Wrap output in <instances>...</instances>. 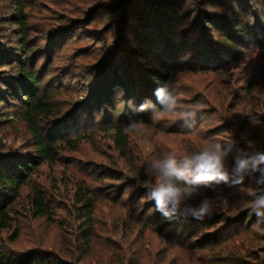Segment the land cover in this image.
<instances>
[{
    "label": "rangeland",
    "instance_id": "374dc122",
    "mask_svg": "<svg viewBox=\"0 0 264 264\" xmlns=\"http://www.w3.org/2000/svg\"><path fill=\"white\" fill-rule=\"evenodd\" d=\"M22 1L30 27L27 48H33L27 56L36 53V68L42 71L43 84L51 89L62 112L88 102L89 109L82 110L84 118L89 120L95 110L96 119L95 126L85 127L76 139L57 142L55 160L42 161L30 169L10 204L9 225L0 227V246L16 255H37L41 259L35 264H57L60 260L75 264H264V223L254 227L255 214L246 215L247 219L229 228L228 236L220 243L214 240L208 248L192 247L169 233L171 225L161 227L155 202L148 201L147 190L130 178L136 174L140 181L148 179V161L163 158L169 151L178 156L190 155L209 141L233 143L227 160L229 168L237 149L264 152V37L258 35L256 44L246 42L232 50L231 45H224L225 30L212 22L214 16L227 26L236 25L235 31L240 34L244 32L241 22L255 30L253 21L264 17V0H157L152 4L150 0H124L131 15L120 11L113 19L108 14L120 5L118 0ZM12 4V0H0V51H14L20 58L18 41L13 36L19 29L12 23ZM168 9L177 12L170 22ZM159 12L162 19L155 17ZM126 22L129 26L125 29ZM260 24L257 22V26ZM147 28L156 43L152 52L148 46L138 44L140 32ZM167 31L176 42H184L176 51L175 63L179 65L169 62L172 80L168 86L183 94L179 104L204 107L189 128L175 114L154 122L151 114L155 104L144 101L151 122H143L139 132H127L125 157L118 152L110 132L96 127L101 121L99 116H103L104 81L112 66L122 62L136 77L128 78L130 93L140 96L145 92L150 100L152 85L148 82L154 89L159 86L151 73L158 70L159 51L164 57ZM208 44L220 45L217 52L222 61L214 69L198 65V57L206 54ZM125 52L140 58L128 60ZM9 66L4 63L0 67L3 79L12 73ZM121 93L115 89L114 101L120 113L122 97L126 99ZM16 109L14 101L0 102L3 168L13 165L14 169L18 159L27 161L34 155L30 130ZM43 118L40 126H51L52 121ZM103 123L106 128L107 123ZM78 184L85 197L93 201L88 213L74 194ZM211 187L218 188V195L209 196L201 187L188 203L198 205L205 197L222 200L226 206L243 198L248 203L253 198L248 189L255 185L246 177L241 185L229 182ZM35 192L42 198L44 214L31 204ZM213 211L219 213L222 209ZM219 224L201 223L199 232L214 230ZM241 244L247 247L245 254L238 249Z\"/></svg>",
    "mask_w": 264,
    "mask_h": 264
},
{
    "label": "trees",
    "instance_id": "16d2710c",
    "mask_svg": "<svg viewBox=\"0 0 264 264\" xmlns=\"http://www.w3.org/2000/svg\"><path fill=\"white\" fill-rule=\"evenodd\" d=\"M153 1L155 2L157 0H150L151 4ZM12 2L15 13L12 23H15L19 29L17 34H14L13 36L18 41L19 51L21 53L20 58H17L14 51H0V67L2 64L7 63L10 65L9 68L12 71V73L5 76L4 79L3 76H1L3 72L0 71V102L8 101V103H12V101H14L17 105L16 113L18 117L26 123L30 130L32 143L34 145V155L32 157L30 156L27 161H21L18 159L14 163L16 166L14 169L13 165L7 166L6 168L13 170L11 173L6 172V168L0 166V227L9 225L10 204L15 198L21 184L24 183L30 169L34 168L35 165L41 163L42 161L55 160L58 156L59 146L57 142H61L62 140L69 141V139L72 138L76 139L79 137L78 134L80 131L86 129L85 127H94L96 119L95 110L90 113L91 115L89 120L87 118L85 120L84 118L82 110L89 109L90 105L88 102H86L84 106L77 108L75 107L77 105H74L73 109L68 113L61 111V108L57 105L51 95V89L46 88L43 84L44 76H42V71L37 70L36 68V53L33 54V56H27L33 48H27L29 44L27 38L30 36V27L23 15L26 5L22 0H12ZM116 3H120V5L108 14L110 19H113L116 16V12L120 11H123V13L127 12V14L131 15V9H129V6L124 4V0H118ZM167 12V20H169V22L173 19V17L177 16V12L173 9H168ZM259 12L261 11L258 10V13ZM259 14L262 18L263 14ZM204 16L205 15L202 14L201 17ZM155 17L160 19L162 17L161 12H159V15ZM142 20V25L147 27L148 23L145 22L144 19ZM206 21L210 20L206 19ZM212 22L216 23V28L225 30L224 34L226 40L224 45H231L232 50H236L237 48L235 46H242L246 42L256 44L258 41V35H260V38L264 37V17L261 21L258 19L253 21L255 30L252 29L249 24L241 22V29L244 30L242 34L235 31V24H233L235 26H227L224 23L225 21H222L221 19L217 20L214 16L212 17ZM257 22L261 23L260 26H257ZM123 26L126 29L127 26H129V22H126ZM256 28H258V30H256ZM132 30L134 31L133 28ZM166 38L167 45L165 46L164 57L163 59L161 58V51H159L157 56V63H159L158 70L151 73L153 76L155 75L153 79L156 80L155 83L158 82L159 85L156 89L163 87L164 84L168 85L172 80V76L169 74V62H174L175 66L179 65L175 63V60L177 59L176 51L177 48L184 43L181 41L176 42L175 39L172 38L171 33L169 34L168 31ZM139 40L140 42L138 44L148 46L151 48V52L155 50L154 46L156 43L152 40V34L148 32V28L147 30L140 32ZM211 44H208L205 48L206 54L202 53V55L198 57V65L214 69L219 65L220 60L222 61V58L219 56V52H217L220 49V45ZM163 48L164 47L161 49ZM122 50L124 51V49ZM147 52L148 50L146 53ZM123 55L126 56V52ZM127 56L128 60L132 59L133 61L140 58L137 55H133V53ZM167 56H169V61ZM213 62L214 64H212ZM129 70V66H127L126 69V66L122 65V62L112 66L110 76L104 81L106 89L103 99V116H99L101 121L98 123V126H96L102 127L106 130V132H110V137L118 148V152L125 157H127V132L125 129L128 128L130 123L134 121L142 120L147 124H150L151 122L146 109L143 112L138 110L140 103L137 101H140L141 104H143L144 101H153L155 104L153 108L160 107L158 99L155 95L156 89H154L152 83L148 82L149 86L150 84L152 85V89L149 93L151 95L150 100L146 97L147 95L145 92H143L140 96L130 93L131 88L128 78L130 77L134 80L136 77H134L133 74H131L133 72H129ZM115 89H119L122 92L120 95L126 97V99L122 97L123 103H121V100L119 101L121 105L123 104L121 113L118 102L114 101ZM169 90L171 91L172 89L169 87ZM132 99H134V102H132L131 106H129L128 102L133 101ZM116 115H118L117 118ZM43 117L52 121V123H50L51 126L44 128L40 126V123L43 122L42 120H45ZM3 119H6V117ZM103 122L107 123L106 128ZM76 124L77 127L74 128ZM77 189L78 190H75L74 194L76 195L78 201L83 203L81 207L85 209V212H90L93 201L85 197L84 189L81 185L78 184ZM215 190H218V188H213L211 186L205 188V192L209 196L213 195V193L214 195H218ZM30 200L32 201V206H35L36 211L39 214H44L46 212L42 198L37 194V192L32 193ZM214 209H222V211L219 213L213 211L210 215H206L202 219H195L191 216L186 217L183 215H175L169 218L165 217L157 210L156 214H158V218H161L160 224L162 225V228H166L168 225H171L172 228L169 233L172 232L174 234L173 236L177 238L178 241L182 240V243L192 247L197 246L208 248L214 240H218L217 242L220 243L224 237L228 236L226 233L229 228L241 221L246 215L248 218L252 214L251 210L247 207V201L244 198L236 201L232 200L228 206H226L222 200H216ZM231 216H234V218L230 219ZM216 222L221 223V226L219 224L214 230L199 232L201 223H203V225H209L215 224ZM241 229L242 228H239L238 231ZM238 249L242 254H245L248 251L247 247L243 246V244H241ZM237 257L241 259V256ZM40 259L41 258H38L37 255L32 253L16 255L15 253L5 250L2 246H0V264H35L40 261ZM57 264L75 263L69 260H60Z\"/></svg>",
    "mask_w": 264,
    "mask_h": 264
},
{
    "label": "clouds",
    "instance_id": "9594fccd",
    "mask_svg": "<svg viewBox=\"0 0 264 264\" xmlns=\"http://www.w3.org/2000/svg\"><path fill=\"white\" fill-rule=\"evenodd\" d=\"M155 95L160 107L153 109L151 119L154 122L166 115L175 114L179 120L185 122V127L191 128L197 112L204 107L200 105V108H193L179 104L178 98L183 94L174 87L170 91L167 84L156 89ZM128 104L131 106L132 101ZM146 107V104H141L138 110L143 112ZM143 128L142 120L134 121L125 131L139 132ZM232 150L231 142L209 141L190 155L178 156L175 151H169L163 158L152 159L146 163L145 175L148 179L140 181L136 174H132L130 178L137 180L138 185L147 190L146 199L154 201L155 210L165 217L183 215L202 219L213 212L215 200L205 197L198 205L188 203L199 194L201 187L229 182L241 185L248 177L255 187L248 189V195L253 198L247 203V207L257 217L254 227H259L264 223V152L237 149L234 163L229 168L227 160Z\"/></svg>",
    "mask_w": 264,
    "mask_h": 264
}]
</instances>
